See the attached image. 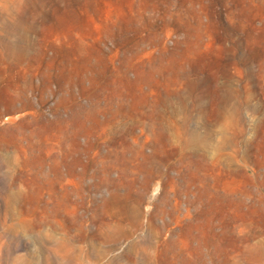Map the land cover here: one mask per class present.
I'll use <instances>...</instances> for the list:
<instances>
[{
    "label": "rangeland",
    "instance_id": "374dc122",
    "mask_svg": "<svg viewBox=\"0 0 264 264\" xmlns=\"http://www.w3.org/2000/svg\"><path fill=\"white\" fill-rule=\"evenodd\" d=\"M0 264H264V0H0Z\"/></svg>",
    "mask_w": 264,
    "mask_h": 264
},
{
    "label": "bare ground",
    "instance_id": "6f19581e",
    "mask_svg": "<svg viewBox=\"0 0 264 264\" xmlns=\"http://www.w3.org/2000/svg\"><path fill=\"white\" fill-rule=\"evenodd\" d=\"M63 229L66 230L67 228H64L63 226ZM71 234V233H70ZM68 235V234H67ZM72 235V234H71ZM69 238V237H68ZM71 239H74L73 236L70 237ZM74 246V245H73Z\"/></svg>",
    "mask_w": 264,
    "mask_h": 264
}]
</instances>
